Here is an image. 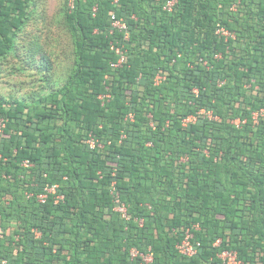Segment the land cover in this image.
Segmentation results:
<instances>
[{
	"label": "trees",
	"instance_id": "1",
	"mask_svg": "<svg viewBox=\"0 0 264 264\" xmlns=\"http://www.w3.org/2000/svg\"><path fill=\"white\" fill-rule=\"evenodd\" d=\"M66 1L75 58L61 83L41 26L26 27L35 0H0V257L140 264L130 249L151 247L150 264H221L230 249L264 264V0ZM26 69V87L4 78ZM46 184L64 200L40 202ZM188 228L191 257L176 248Z\"/></svg>",
	"mask_w": 264,
	"mask_h": 264
},
{
	"label": "built area",
	"instance_id": "2",
	"mask_svg": "<svg viewBox=\"0 0 264 264\" xmlns=\"http://www.w3.org/2000/svg\"><path fill=\"white\" fill-rule=\"evenodd\" d=\"M174 4H175V0H168L164 8L168 11H172ZM69 7L71 9L74 7L73 2L71 1L69 2ZM95 10L96 8H94V11ZM112 26L120 30H127L126 23L123 20L116 18L115 16L112 17ZM216 32L217 34L225 38H228L229 36L235 37L234 33L230 32L228 29H226L223 25H220V24L218 25ZM125 38L126 39L128 38L127 31L125 33ZM117 51L121 53L120 48H118ZM124 60H125V55L122 53L120 55L118 62L113 63L112 65L115 67L120 66ZM163 79H165V76L161 74H157L155 81L156 83H159ZM194 91L198 93L197 89H194ZM99 97L103 100H106L110 98V94L106 93V94L100 95ZM201 112L205 113L210 118L213 117V114L211 112H206L205 110H201ZM262 115H264V108H262L260 111L254 112L253 114L254 122H257L259 116H262ZM129 117L132 118L133 116L130 114ZM192 119H194V116H189L187 119L184 120V122H188ZM240 122H241L240 119L235 120L236 124H239ZM4 127H5V122L1 118L0 119V132H2ZM86 142L89 145V147L92 149L103 146L100 140L93 133H89L86 139ZM23 164L24 166L32 165V163L29 160H25ZM111 194H112L113 201H114V208H113L114 211L118 212L122 218L128 219V206L122 200L120 192L117 190L115 181H113L111 184ZM28 195L31 196L32 194L29 193ZM50 196L54 198L55 203H58L59 201H63L65 198V195L59 192V184H46L37 197H38V200L43 203ZM139 224L143 225V219H140ZM195 228H198V225H196ZM35 232L37 236L40 235L39 231L36 230ZM220 241H221L220 239H217L215 241V245H219ZM199 246H200V242L193 241L192 231L190 230V228H188L186 232L184 233V236L182 237V239L177 243L176 248L180 254L191 257L197 253ZM129 253H130V257L132 259L138 260L140 264H150L154 260V253L151 247H149L146 251H141L136 247H132ZM218 257L221 260V264H241V260L239 259L238 253L235 250L225 249L218 253ZM0 264H8V262L6 259L0 257Z\"/></svg>",
	"mask_w": 264,
	"mask_h": 264
},
{
	"label": "rangeland",
	"instance_id": "3",
	"mask_svg": "<svg viewBox=\"0 0 264 264\" xmlns=\"http://www.w3.org/2000/svg\"><path fill=\"white\" fill-rule=\"evenodd\" d=\"M67 5L66 0H35V13L26 26H32L34 32L37 31L33 27L34 25L42 27H39L42 29L41 37H45L49 41L47 51L52 59V73H57L60 76L61 83L69 75L75 58L73 36L65 23ZM42 17H45L44 22L43 19L41 20ZM11 59L14 61L13 58ZM3 68L4 74L11 73L12 63L6 64ZM35 72L31 69H26L23 72L14 71V73H26V76L4 75V78L10 81L15 79L18 82L24 80L26 83L23 85L26 87L32 80V76L27 73Z\"/></svg>",
	"mask_w": 264,
	"mask_h": 264
}]
</instances>
